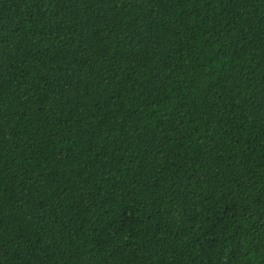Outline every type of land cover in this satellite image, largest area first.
<instances>
[{"label": "trees", "instance_id": "16d2710c", "mask_svg": "<svg viewBox=\"0 0 264 264\" xmlns=\"http://www.w3.org/2000/svg\"><path fill=\"white\" fill-rule=\"evenodd\" d=\"M0 264H264V0H0Z\"/></svg>", "mask_w": 264, "mask_h": 264}]
</instances>
